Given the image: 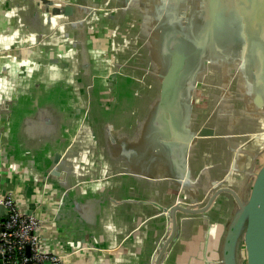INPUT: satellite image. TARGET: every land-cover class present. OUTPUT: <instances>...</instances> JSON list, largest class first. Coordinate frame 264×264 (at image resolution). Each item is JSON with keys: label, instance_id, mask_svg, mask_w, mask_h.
I'll list each match as a JSON object with an SVG mask.
<instances>
[{"label": "crops", "instance_id": "1", "mask_svg": "<svg viewBox=\"0 0 264 264\" xmlns=\"http://www.w3.org/2000/svg\"><path fill=\"white\" fill-rule=\"evenodd\" d=\"M48 1L73 15H52L41 0H0V199L11 194L41 220L43 245L65 264H154L169 233L159 207L201 208L214 185L237 189L234 178L256 172L264 98L256 107L252 90L229 88L219 110L197 86L189 131L205 126L216 137L183 155L157 105L166 1L155 11V0ZM230 207L220 195L205 213L176 212L179 233L161 264H222Z\"/></svg>", "mask_w": 264, "mask_h": 264}, {"label": "water", "instance_id": "2", "mask_svg": "<svg viewBox=\"0 0 264 264\" xmlns=\"http://www.w3.org/2000/svg\"><path fill=\"white\" fill-rule=\"evenodd\" d=\"M161 1H166L163 12L167 19V24L161 23V26L166 27L170 37L157 105L167 123L164 132L167 130L168 134L164 135L169 137V141L176 137L171 133L181 137L180 145L185 155L188 146L196 143L197 139L216 137L215 131L205 126L194 132L189 131V99L191 91L194 92L197 86L203 92L208 89L213 92L210 106L219 110L227 108V102L232 98L227 92L229 88L247 87L252 90L246 95L253 104L256 107L263 104L264 0ZM41 2L45 5V11L52 15L62 18L73 15V7L69 4L61 6L57 3L54 6L48 0ZM106 4L108 6L109 2ZM158 5L159 2L155 0L153 6L157 7L153 11L164 4ZM181 89L183 95H179ZM179 105L183 115H179ZM206 120L218 122L214 114H208ZM158 137L160 132H157L155 140ZM258 138H264V132L257 133L252 139ZM59 159L57 154L53 163H58ZM52 174L60 175L56 172ZM229 178L228 175L227 183ZM225 183L226 180L213 186L205 206L201 208H186L181 200L168 208L159 207L168 215L169 233L158 249L154 264H161L169 244L179 233L176 212L186 215L205 213L220 195L227 197L231 204L222 239L221 263L264 264V158L250 177L243 181L234 178L237 189L228 184L225 186ZM0 218L1 221L6 218L2 205Z\"/></svg>", "mask_w": 264, "mask_h": 264}, {"label": "built area", "instance_id": "3", "mask_svg": "<svg viewBox=\"0 0 264 264\" xmlns=\"http://www.w3.org/2000/svg\"><path fill=\"white\" fill-rule=\"evenodd\" d=\"M5 220L0 218V264H65L63 257L43 245V223L24 213L10 194L0 199Z\"/></svg>", "mask_w": 264, "mask_h": 264}]
</instances>
